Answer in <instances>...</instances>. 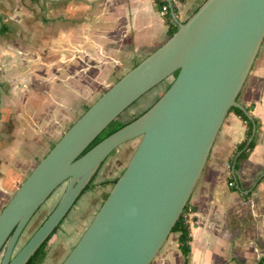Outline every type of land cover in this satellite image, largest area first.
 I'll use <instances>...</instances> for the list:
<instances>
[{"label": "water", "instance_id": "water-1", "mask_svg": "<svg viewBox=\"0 0 264 264\" xmlns=\"http://www.w3.org/2000/svg\"><path fill=\"white\" fill-rule=\"evenodd\" d=\"M178 26L89 106L17 188L0 212V264H26L105 159L137 137L127 167L61 264H151L188 203L230 108L252 118L238 97L264 40V0H205ZM170 77L147 111L83 153L113 119ZM64 182L55 208L15 253L31 218Z\"/></svg>", "mask_w": 264, "mask_h": 264}, {"label": "crops", "instance_id": "crops-1", "mask_svg": "<svg viewBox=\"0 0 264 264\" xmlns=\"http://www.w3.org/2000/svg\"><path fill=\"white\" fill-rule=\"evenodd\" d=\"M168 1L178 23L205 0ZM3 25L0 212L82 110L169 38L154 0H0ZM238 100L258 120L255 147L235 169L247 124L228 112L189 199L188 264H258L264 256V40ZM37 103L47 105L36 112ZM173 233L151 264H185Z\"/></svg>", "mask_w": 264, "mask_h": 264}, {"label": "rangeland", "instance_id": "rangeland-1", "mask_svg": "<svg viewBox=\"0 0 264 264\" xmlns=\"http://www.w3.org/2000/svg\"><path fill=\"white\" fill-rule=\"evenodd\" d=\"M171 80L172 77L166 82H170ZM165 85L166 83H161L140 97L134 105L130 106L123 113V118L130 119L149 108ZM101 95L102 93H100V95L98 94L99 97ZM46 105L47 104L44 105L37 103V107L35 106L36 112L43 110ZM82 111H86V109ZM27 133L33 143L34 141H37L35 139L36 136L33 135L34 131L30 129ZM140 140L141 137H137L123 143L105 159L94 179V188L87 190L62 220L59 229L55 232L53 238L49 242V250L42 264H61L64 261L102 206L105 194L111 191L114 185L112 180L119 177L127 167L130 158L140 143ZM67 183L68 182H64L59 186L31 218L18 241L14 251L15 253L26 243L55 208L67 186ZM175 236V233L171 232L168 236L169 242H171ZM3 253L4 250L0 253V261L3 257Z\"/></svg>", "mask_w": 264, "mask_h": 264}, {"label": "trees", "instance_id": "trees-1", "mask_svg": "<svg viewBox=\"0 0 264 264\" xmlns=\"http://www.w3.org/2000/svg\"><path fill=\"white\" fill-rule=\"evenodd\" d=\"M154 2L156 4L157 9H159V10L162 9L163 5H167V7H168L166 13L164 14V17H165V21L167 22V25H168L167 33H168V36L170 38L178 30V27H179L178 26V23L175 21L173 15H172V9H173L174 12H177V8L175 6L173 8H170L169 1L168 0H154ZM5 28H6V26L3 25V27H1V29H0V32H4L5 31ZM176 74H177V72L174 73V76ZM166 81H168V79H166L163 82H161V83H166V85L162 88L161 93L156 97L154 103L162 96V94L167 90V88L170 86V84L172 82V80L170 82H166ZM135 103H136V101L133 104H131V106L134 105ZM88 108L89 107H87L86 110ZM149 108L143 110L142 112L138 113L137 115H135L134 117H132L130 119L123 118V113L127 110L126 109L118 117H116L115 119H113L99 133V135L90 143V145L84 150L83 153H85L86 151H88L89 149H91L93 146H95L97 143H99L101 140H103L104 138H106L107 136H109L110 134H112L113 132L117 131L121 127L125 126L126 124H128L131 121H133L136 118H138L140 115H142ZM247 110L249 111L250 110V107H247ZM231 111H234L235 113H237L246 122V124H247V137L238 146L237 151H241V152L238 155V157L236 159V162L233 163V167L235 169H237L238 168V165H239V161L242 158L247 157L250 154V152L253 150V148L255 147V138L253 137L251 140H249V138L252 135L254 125L256 126V128H258L259 123H258V120L256 118H250L244 110H242L241 108H239L237 106L231 107L230 110H229V112H231ZM101 166H102V164H101ZM99 168H98V170H99ZM98 170L93 175V177L90 179V181L88 182V184L86 185V187L83 189V191L81 192V194L79 195V197L77 198V200L87 190H90V189L94 188V179H95V177H96V175L98 173ZM118 178L119 177H117V178H115V179L112 180L113 184L116 183V181L118 180ZM109 193L110 192H108V193L105 194V199L108 197ZM77 200H76V202H77ZM191 210H192V208L190 207V204H189V201H188V203L186 204L184 210L182 211L180 217L178 218V220L176 221V223H175V225L173 226V229H172V232H177L178 233L179 248H180V250L183 253L185 264H188L189 263V257H190V252H191V240H192V229H191V224H190V212H191ZM60 224L49 235V237L43 242V244L36 250V252L31 256V258L28 260V262L26 264H42L43 263L44 259L47 256L48 250H49V242L53 238L55 232L59 229ZM258 264H264V256L260 258V260L258 261Z\"/></svg>", "mask_w": 264, "mask_h": 264}, {"label": "built area", "instance_id": "built-area-1", "mask_svg": "<svg viewBox=\"0 0 264 264\" xmlns=\"http://www.w3.org/2000/svg\"><path fill=\"white\" fill-rule=\"evenodd\" d=\"M167 9H168L167 5H163V7L161 9L162 13L165 14ZM229 168H231V165H229ZM229 186H234V182L233 181H229Z\"/></svg>", "mask_w": 264, "mask_h": 264}]
</instances>
